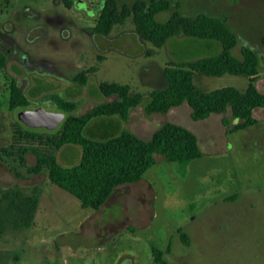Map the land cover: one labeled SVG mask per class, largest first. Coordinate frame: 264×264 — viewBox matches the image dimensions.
Instances as JSON below:
<instances>
[{
    "label": "rangeland",
    "instance_id": "obj_1",
    "mask_svg": "<svg viewBox=\"0 0 264 264\" xmlns=\"http://www.w3.org/2000/svg\"><path fill=\"white\" fill-rule=\"evenodd\" d=\"M175 2L183 14L205 12L226 19L238 38L232 53L240 56L242 45L257 51L255 83L264 92V0H172V8ZM100 4L0 0L5 59L0 67V187L38 192L31 224L0 234V264H264V109L254 111V124L231 132L222 123L229 110L193 120L187 103L150 114L139 104L127 119L94 118L86 132L96 138L122 128L149 137L163 121L179 123L197 135L201 149L200 156L182 161L156 155L139 180L117 186L97 209L82 207L77 197L50 181L47 163L39 172L29 169L37 153L73 165L81 147H56L53 139L62 123L52 130L31 128L18 119L19 109L61 110L50 100L56 94L75 101L72 113L81 114L115 97L100 92L103 80L128 83L146 99L148 91L166 85L163 67L169 60L196 59L221 49L217 41L184 35L155 47L138 35L131 17L107 35L95 33ZM94 66L85 83L74 78ZM11 77L30 101L14 110L8 105ZM193 80L205 90L244 89L248 83V77L229 73L196 72ZM151 246L161 250L164 263L154 261Z\"/></svg>",
    "mask_w": 264,
    "mask_h": 264
},
{
    "label": "trees",
    "instance_id": "obj_2",
    "mask_svg": "<svg viewBox=\"0 0 264 264\" xmlns=\"http://www.w3.org/2000/svg\"><path fill=\"white\" fill-rule=\"evenodd\" d=\"M63 2L68 7L72 5V0ZM173 6L172 0H134L131 4L121 3L120 0H101L93 30L107 35L115 25H122L131 17L138 35L155 47H161L171 37L184 35L192 39L217 41L221 49L213 55L196 59L169 60L163 67L166 85L148 91L146 99L142 92L132 90L128 83L103 80L98 85L100 92L104 96L115 97L75 114L72 113L77 106L75 101L50 95V100L66 112L53 142L56 147L77 144L81 147V154L77 163L66 166L54 156L45 160L37 153V162L29 169L39 172L47 163L50 181L77 197L82 207L99 208L117 186L139 180L146 169L155 163L158 154L167 161H182L201 155L197 135L182 124L163 121L146 138L128 128H122L108 137L96 138L86 132L94 118L119 116L127 119L130 110L139 104L148 114L166 113L171 107L186 102L191 108L190 117L193 120L229 110L230 115H224L222 123L226 131L231 132L254 124L257 121L254 111L264 109V92L255 83L258 78L257 51L251 46L242 45L241 55H234L232 49L238 38L224 17L205 12L186 15L179 10V2ZM165 12H169L167 17L159 19L158 15ZM4 63V56L0 53V67ZM96 69L94 66L82 70L74 78L85 83L87 71ZM196 72L208 76L225 73L244 75L248 77V83L244 89L224 85L205 90L195 85L193 77ZM29 102L27 94L11 77L9 108L25 107ZM37 202L36 190L25 194L19 189L0 187V234L8 229L21 230L29 226ZM181 237L184 242L189 241L184 231H181ZM151 251L154 261L164 263L161 250L151 246Z\"/></svg>",
    "mask_w": 264,
    "mask_h": 264
},
{
    "label": "water",
    "instance_id": "obj_3",
    "mask_svg": "<svg viewBox=\"0 0 264 264\" xmlns=\"http://www.w3.org/2000/svg\"><path fill=\"white\" fill-rule=\"evenodd\" d=\"M17 117L28 127H43L52 130L63 121L65 112L62 110H47L44 107L38 106L19 109Z\"/></svg>",
    "mask_w": 264,
    "mask_h": 264
},
{
    "label": "crops",
    "instance_id": "obj_4",
    "mask_svg": "<svg viewBox=\"0 0 264 264\" xmlns=\"http://www.w3.org/2000/svg\"><path fill=\"white\" fill-rule=\"evenodd\" d=\"M184 103H186V102H184ZM181 104H183V103H181ZM181 104H179V105H181ZM188 105V104H187ZM176 106H178V105H176ZM176 106H173V107H176ZM189 106V105H188ZM190 107V106H189ZM172 108V107H171ZM190 111H191V108H190ZM144 138H146V137H144Z\"/></svg>",
    "mask_w": 264,
    "mask_h": 264
}]
</instances>
